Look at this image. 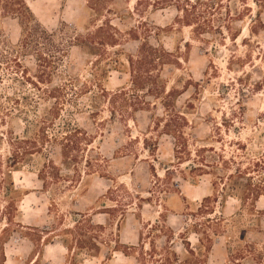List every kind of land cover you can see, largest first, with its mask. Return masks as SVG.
Instances as JSON below:
<instances>
[{"label":"rangeland","instance_id":"1","mask_svg":"<svg viewBox=\"0 0 264 264\" xmlns=\"http://www.w3.org/2000/svg\"><path fill=\"white\" fill-rule=\"evenodd\" d=\"M27 1L60 59L0 56V264H264V0Z\"/></svg>","mask_w":264,"mask_h":264},{"label":"trees","instance_id":"2","mask_svg":"<svg viewBox=\"0 0 264 264\" xmlns=\"http://www.w3.org/2000/svg\"><path fill=\"white\" fill-rule=\"evenodd\" d=\"M1 18H14L18 21V24L21 29V38H20V46L19 49L14 48L11 49L12 52L6 51L7 49H4L5 52H8L10 56H6L5 54H2L0 51V56L2 59H5L6 61L11 60L14 62L15 66L20 68L22 67L21 65V59L18 57L20 53L26 54H31L35 56L36 60V72H40V75H37V82L41 79L42 76L44 75H49L52 71V69L55 67L58 59L60 57L55 54V55H50L46 54V52L41 51L38 47L41 43H48V42H53L52 34H49L40 24L38 19L36 18L35 14L33 13L30 4L28 3L27 0H0V19ZM2 46L0 45V49ZM8 59V60H7ZM132 64H133V60ZM28 69L25 67L22 70V73L24 74ZM1 75V74H0ZM28 75V73H27ZM25 75L29 81L30 77ZM24 78H26L24 75H22ZM33 83L34 80H31ZM41 81V80H40ZM57 90V89H56ZM77 131V130H76ZM178 137V136H176ZM182 138V135L179 136L178 140ZM181 142V141H180ZM30 144H34V142L30 141V138L27 136L23 137H16L13 139L12 145L16 148L14 152H12V156L14 161L17 160L18 158H22L23 155L29 152V149H32L29 147ZM29 147V148H27ZM182 148V143L181 147ZM21 149H24L23 151H20ZM65 154V152H64ZM13 163V162H12ZM13 165V164H12ZM10 176V175H9ZM38 177L43 181V184H46V181L43 177V171H40L38 173ZM14 181L11 179L10 180V189L14 190ZM255 190V189H254ZM15 191V190H14ZM256 192H253V200L258 199V191L255 190ZM209 199L208 197L204 198V201ZM243 200V198H241ZM5 220L10 223L11 218L6 216ZM6 228L2 230V233L6 232ZM26 237L30 238L29 236L26 235ZM2 238L0 237V240ZM44 239V245L48 244V242L45 243V238L41 237L39 240ZM6 238L4 239L3 243L5 244ZM65 246L67 247L68 250L71 249V246L68 244V242L64 241ZM93 248H95L96 251H100L99 246L96 243H93ZM187 247V246H185ZM188 251L189 248H186ZM1 253H2V262H5V257H4V248L2 246L1 248ZM118 252H121L125 255H129L128 252L122 248L117 249ZM176 255V254H175Z\"/></svg>","mask_w":264,"mask_h":264},{"label":"crops","instance_id":"3","mask_svg":"<svg viewBox=\"0 0 264 264\" xmlns=\"http://www.w3.org/2000/svg\"><path fill=\"white\" fill-rule=\"evenodd\" d=\"M51 244H45L44 245V251H43V253L46 251V249L50 246ZM8 261V260H7ZM5 262H6V259H5ZM5 262H4V264H5Z\"/></svg>","mask_w":264,"mask_h":264}]
</instances>
